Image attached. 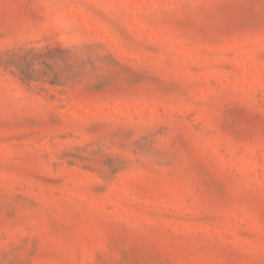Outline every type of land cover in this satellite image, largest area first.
Masks as SVG:
<instances>
[{
    "label": "rangeland",
    "instance_id": "obj_1",
    "mask_svg": "<svg viewBox=\"0 0 264 264\" xmlns=\"http://www.w3.org/2000/svg\"><path fill=\"white\" fill-rule=\"evenodd\" d=\"M0 264H264V0H0Z\"/></svg>",
    "mask_w": 264,
    "mask_h": 264
}]
</instances>
